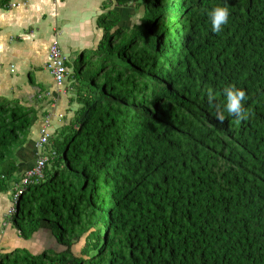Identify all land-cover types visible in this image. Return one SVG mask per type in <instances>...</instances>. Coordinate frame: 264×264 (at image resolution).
I'll use <instances>...</instances> for the list:
<instances>
[{
    "label": "trees",
    "instance_id": "obj_1",
    "mask_svg": "<svg viewBox=\"0 0 264 264\" xmlns=\"http://www.w3.org/2000/svg\"><path fill=\"white\" fill-rule=\"evenodd\" d=\"M109 1L43 178L9 215L23 247L0 264H264V0H227L218 34L205 13L222 0ZM228 84L248 96L239 123L206 102ZM36 121L0 99V193Z\"/></svg>",
    "mask_w": 264,
    "mask_h": 264
},
{
    "label": "crops",
    "instance_id": "obj_2",
    "mask_svg": "<svg viewBox=\"0 0 264 264\" xmlns=\"http://www.w3.org/2000/svg\"><path fill=\"white\" fill-rule=\"evenodd\" d=\"M16 7L0 8V99L33 108L37 121L15 152L17 172L0 193V255L18 248L21 241L9 224L12 194L22 175L38 158L39 130L49 125L53 135L65 123L72 97L71 75L78 58L94 52L101 39L98 23L114 9L109 0H10ZM57 42L66 59L68 75L57 87L47 70L49 46ZM71 80V79H70Z\"/></svg>",
    "mask_w": 264,
    "mask_h": 264
},
{
    "label": "clouds",
    "instance_id": "obj_3",
    "mask_svg": "<svg viewBox=\"0 0 264 264\" xmlns=\"http://www.w3.org/2000/svg\"><path fill=\"white\" fill-rule=\"evenodd\" d=\"M207 21L213 33H221L225 26L228 25L231 16L230 7L227 0H222L220 4L206 10ZM221 95L223 96L222 103H216V92L211 87L205 89V98L207 105L213 110L215 117L221 123L227 119V116L233 118L237 123L248 118V110L245 104L248 96L242 88L235 84H228L223 87Z\"/></svg>",
    "mask_w": 264,
    "mask_h": 264
},
{
    "label": "built area",
    "instance_id": "obj_4",
    "mask_svg": "<svg viewBox=\"0 0 264 264\" xmlns=\"http://www.w3.org/2000/svg\"><path fill=\"white\" fill-rule=\"evenodd\" d=\"M10 7H16L15 4H9ZM49 61L47 64V70L52 77L54 83L57 87H62L68 71L66 68V59L63 56L60 47L57 42L52 43L48 49ZM49 125L47 122L39 130V138L36 144V149L39 153L38 158L36 159L34 165L26 171L20 181L15 187V190L12 194V203L15 204L18 197L22 195L26 187L37 184L43 178L44 167L48 161L46 152L44 151L45 147L49 143L50 133ZM13 213V208L9 211V214Z\"/></svg>",
    "mask_w": 264,
    "mask_h": 264
},
{
    "label": "rangeland",
    "instance_id": "obj_5",
    "mask_svg": "<svg viewBox=\"0 0 264 264\" xmlns=\"http://www.w3.org/2000/svg\"><path fill=\"white\" fill-rule=\"evenodd\" d=\"M92 56V52L87 54V58L90 59ZM29 133L27 132L26 135H28ZM21 244H23L21 242ZM23 247L22 245H19V247ZM32 248V251L34 253H41L43 250H46L48 247H50V243L48 241V237L47 236H42L41 238H39L38 241L33 242L32 244L29 245ZM20 247V248H21ZM80 247L81 244H78L74 247V252H79L80 251ZM22 249V248H21Z\"/></svg>",
    "mask_w": 264,
    "mask_h": 264
}]
</instances>
